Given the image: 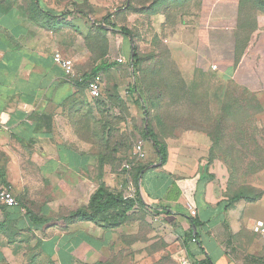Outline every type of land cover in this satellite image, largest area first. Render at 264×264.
I'll return each instance as SVG.
<instances>
[{
	"label": "crops",
	"instance_id": "1",
	"mask_svg": "<svg viewBox=\"0 0 264 264\" xmlns=\"http://www.w3.org/2000/svg\"><path fill=\"white\" fill-rule=\"evenodd\" d=\"M225 2L206 7L203 0L191 7L181 18L180 32L170 38V61L183 86V97L175 101L164 91L163 98H149V88L133 67L130 38L120 33L116 41L109 40L107 27L106 34L90 33L92 22L82 15L83 41L69 27L76 24L75 12L61 15V0H0V187L18 201L0 206V264H94L117 250L119 229L69 216L85 198L86 183L93 188L87 171L98 157L93 141L98 136L87 138L78 127L98 133L107 156L125 158L130 149H119L114 135L137 139L144 120L162 108V101L179 109L198 102L197 93L204 91L210 109H218L226 89L206 91L198 85L205 73L199 61L213 58L223 65L215 73L217 85L232 83L250 46L237 50L239 0L232 6ZM98 36L105 38L99 54ZM55 52L71 59L86 78L98 69L103 79L98 99L65 77L54 62ZM163 124L164 129L174 125ZM153 131L167 158L161 165L152 143L144 140L151 164L138 180L140 198L150 207L149 217L176 238L179 260L264 264V240L251 231L255 220L264 221V193L255 202L224 196L213 169L201 159V144L207 142L203 132L175 129L160 136ZM115 176L107 175L108 187Z\"/></svg>",
	"mask_w": 264,
	"mask_h": 264
},
{
	"label": "rangeland",
	"instance_id": "2",
	"mask_svg": "<svg viewBox=\"0 0 264 264\" xmlns=\"http://www.w3.org/2000/svg\"><path fill=\"white\" fill-rule=\"evenodd\" d=\"M202 1L61 0V11L64 12L61 15L67 17L66 11L75 12L73 16L77 19L76 24L69 27L79 34L83 41L84 26L79 24V19L81 20L83 16L77 11H83L87 14V19L91 20L90 33L98 35L109 31V40L116 41L121 35L117 30L113 31L110 25L128 29L137 46L140 59L137 71L144 86L149 88L146 90L149 98H163L161 92L164 91L169 93L171 99L177 101L183 97L181 94L183 86L177 78V67L170 61L168 43L170 38L180 32L182 16L191 7L200 6ZM225 1L231 6L236 4V0H206V7ZM263 2L264 0H239L242 9L239 25L241 28L252 30V36L246 55L240 57L238 61L235 82L217 85L215 73L220 71L223 65L220 66L218 62L212 61L213 58L206 57L198 63L199 68L205 70L204 76L198 83L199 86L204 87L206 91L218 86L226 89L221 96L218 109L214 112L210 109L207 94L203 91L197 93L198 102H192L181 108L178 105L179 109L171 108L172 104L176 103L162 101V108L156 110L154 116L150 114L148 118L150 127L158 129L160 136H164L165 132L172 135L175 129H183L187 133L194 130L203 132L207 142L201 144L203 153L201 159L213 169L222 193L230 199L239 196L240 200L247 202H255V199L260 198L264 193ZM108 14H111L110 17L106 22H102V18ZM99 25H105L107 31L100 29ZM245 32L241 33L238 42L240 49L245 42ZM104 40L105 38L101 41L99 36L94 39L98 54L100 47L105 46ZM217 50L215 47L212 49L214 53ZM231 61L228 60V63ZM214 65H216L215 69L212 68ZM157 72H160V76H157ZM81 75L83 76V73ZM155 120L161 125L156 126ZM166 120L174 125L164 129L163 121ZM142 129L143 126L140 128L138 137L140 139H143ZM78 132L87 138L98 136L93 140L98 157L93 169L87 171V177L93 182V188H90V182L86 183L88 188L85 196L86 205H83L85 198L78 202L79 208H86L90 197L100 185L112 193L121 191L119 186L123 184V174L118 170L124 158L107 156L105 145L99 140L98 133H92L89 128L85 129L82 125L78 127ZM114 137L120 140L119 149L122 151L131 149L136 139L127 140L121 135ZM150 160L151 156L148 155L147 160L139 165ZM109 173L114 176L118 174L115 176L118 179L112 178L114 185L111 187H108L105 181ZM89 189L91 194L87 197ZM121 192L126 195L125 191ZM113 229L120 230L116 243L117 250H114L108 258L102 259L101 264H180V245L175 243L176 238L166 235L161 223L154 222L141 206L137 205L128 213L126 221ZM165 236L169 239L166 240Z\"/></svg>",
	"mask_w": 264,
	"mask_h": 264
},
{
	"label": "trees",
	"instance_id": "3",
	"mask_svg": "<svg viewBox=\"0 0 264 264\" xmlns=\"http://www.w3.org/2000/svg\"><path fill=\"white\" fill-rule=\"evenodd\" d=\"M261 1V0H258ZM264 3V2H263ZM79 14L83 16H87L86 13L83 11H77ZM242 9L241 5L239 3V20H238V29H237V50H243L250 42L251 36H252V30L247 28H241L240 27V15H241ZM263 12V11H262ZM111 14L106 15L102 18V22H106V20L110 17ZM96 24V23H94ZM100 29L106 28L105 25H99ZM110 28L115 31L117 30L119 33L123 34L124 36L130 38V40L133 41V50H132V62L133 67L137 70V66L139 64V55L137 52V46L135 45L134 38L131 34V32L124 28V27H115L113 25H110ZM245 31V42L241 49L238 46V42L241 38V33ZM98 72V69H93L92 73L96 75ZM160 72H157V74ZM84 80H88L89 78H86L84 75L82 76ZM78 85H82L81 83H77ZM182 85V84H181ZM179 83V86H181ZM85 87V86H84ZM149 118V117H148ZM144 123L146 124V127L141 131V136L144 140L149 141L152 143V148L155 151V154L159 157L161 165L165 163L167 155H166V149L165 145L158 139L157 135L153 131V128L150 127L149 119L147 121L144 120ZM140 133V132H139ZM122 136V135H121ZM124 137V136H123ZM126 137V136H125ZM128 140V138L126 137ZM151 163H145L143 165H137L138 167L134 170L132 174L133 181L135 183L136 187V199H130L126 195H124L121 191H118L116 193L110 192L107 188H105L103 185H100L98 189L94 192V194L90 197L89 203L86 208H79L75 210L74 212L70 213V218H74L77 220H83V221H90L102 228L106 229H113L114 227H118L121 224H123L128 216V213L133 210L137 205L141 206L146 213H149L150 207H147L142 199L140 198L139 188H138V180L139 177ZM259 199V198H258ZM258 199H255L257 201ZM232 201H238L240 200L239 196H235L231 198ZM195 240V239H194ZM96 264H101V260L97 261ZM194 264H213L209 260H202L199 262H194Z\"/></svg>",
	"mask_w": 264,
	"mask_h": 264
},
{
	"label": "built area",
	"instance_id": "4",
	"mask_svg": "<svg viewBox=\"0 0 264 264\" xmlns=\"http://www.w3.org/2000/svg\"><path fill=\"white\" fill-rule=\"evenodd\" d=\"M53 58L56 65H58L68 80L73 83L83 84L91 99H98L100 97L103 88V79L100 74H96L92 78L84 80L82 76L76 72L74 62L71 59L63 57L59 52H55ZM121 62L122 60L118 59V63ZM212 68L215 69L216 66H212ZM147 158L148 153L144 147V140L137 138L132 143L129 155L120 163L118 171L123 174V184H120L119 189L125 191L126 196L130 199L137 198L136 187L132 178L133 168L145 162ZM17 205L18 201L12 191L0 187V206L13 207ZM191 214L194 215L195 212L191 211ZM153 221L157 222V219L153 218ZM251 231L260 239L264 240V221L259 219L255 220L251 226ZM192 241L194 242L195 240L192 239ZM179 263L194 264V261L188 258H181Z\"/></svg>",
	"mask_w": 264,
	"mask_h": 264
},
{
	"label": "water",
	"instance_id": "5",
	"mask_svg": "<svg viewBox=\"0 0 264 264\" xmlns=\"http://www.w3.org/2000/svg\"><path fill=\"white\" fill-rule=\"evenodd\" d=\"M133 55V54H132Z\"/></svg>",
	"mask_w": 264,
	"mask_h": 264
}]
</instances>
